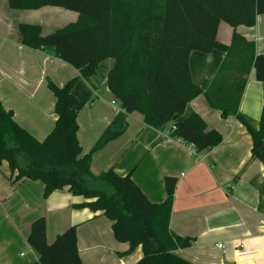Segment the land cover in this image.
<instances>
[{
	"label": "crops",
	"instance_id": "0c3cea01",
	"mask_svg": "<svg viewBox=\"0 0 264 264\" xmlns=\"http://www.w3.org/2000/svg\"><path fill=\"white\" fill-rule=\"evenodd\" d=\"M79 13L56 5L13 8L0 0V100L15 120L39 140H44L57 120L56 97L48 83L62 86L79 75L78 69L58 58L52 46L35 49L22 43L20 25L38 24L49 34L76 22ZM264 53V13L254 25L231 26L220 21L217 38L232 42L234 31ZM227 52L192 50L190 73L195 84L208 89L220 74ZM115 60L102 61L95 74L80 77L73 92L78 98V139L91 156L98 175L114 168L130 174L153 202L167 198L165 179L177 178L170 220L171 230L192 238L177 253L195 264H264V162L252 159L253 138L234 115H223L204 94L191 100L181 114L152 124L135 111L127 112L107 83ZM240 112L256 127L264 125V81L255 69L247 77ZM199 114L208 129L218 130L222 142L194 152L167 131L179 120ZM9 162L0 164V264H40L29 244L31 224L46 219V237L52 242L69 226H77L78 249L84 264H135L143 255L138 246L127 252L128 242L116 239L112 221L101 211L74 207L86 201L69 187L45 197L40 180L15 182ZM223 244L224 249L217 244ZM31 250L32 258L23 251Z\"/></svg>",
	"mask_w": 264,
	"mask_h": 264
},
{
	"label": "trees",
	"instance_id": "16d2710c",
	"mask_svg": "<svg viewBox=\"0 0 264 264\" xmlns=\"http://www.w3.org/2000/svg\"><path fill=\"white\" fill-rule=\"evenodd\" d=\"M13 8L56 5L79 13L76 22L43 35L38 24L20 25L21 40L39 49L52 46L58 58L79 75L58 86L48 85L56 97L57 120L44 140L37 139L14 118L0 100V164L8 161L15 182L40 180L45 197L69 187L86 201L74 207L101 211L112 221L117 240L138 246L142 257L135 264H195L177 250L191 245L192 238L170 228L177 178L165 179L167 198L151 201L130 174L110 168L98 175L91 170V156L84 154L78 139V98L73 92L80 77L97 72L100 63L115 60L107 83L127 112H139L147 124L169 121L185 111L188 103L204 94L223 115H234L253 138L252 159L264 162V125L256 128L239 110L247 77L255 69L264 81V53L236 30L232 42L217 38L220 21L234 28L254 25L264 13V0H9ZM227 52V60L212 85L204 90L192 80V50ZM172 136L193 144L198 152L219 145L222 134L208 129L197 113L176 123ZM29 244L40 264H84L78 249L77 226L71 225L48 242L46 219L31 224Z\"/></svg>",
	"mask_w": 264,
	"mask_h": 264
},
{
	"label": "built area",
	"instance_id": "2783aa9c",
	"mask_svg": "<svg viewBox=\"0 0 264 264\" xmlns=\"http://www.w3.org/2000/svg\"><path fill=\"white\" fill-rule=\"evenodd\" d=\"M175 129H176V124H174V125H173V126L167 131V135H168V136H172V131H174ZM187 144H189V145L194 149V152L198 153L197 148H196L193 144H191V143H187ZM217 246H218L219 248L224 249V245L221 244V243L217 244Z\"/></svg>",
	"mask_w": 264,
	"mask_h": 264
},
{
	"label": "rangeland",
	"instance_id": "374dc122",
	"mask_svg": "<svg viewBox=\"0 0 264 264\" xmlns=\"http://www.w3.org/2000/svg\"><path fill=\"white\" fill-rule=\"evenodd\" d=\"M23 251H25V252H27L28 254L31 252V250L29 249V247L28 248H23L22 249ZM32 255L31 254H29V257H31ZM32 258V257H31Z\"/></svg>",
	"mask_w": 264,
	"mask_h": 264
}]
</instances>
